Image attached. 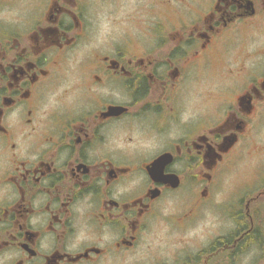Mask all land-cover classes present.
Listing matches in <instances>:
<instances>
[{"label":"flooded vegetation","instance_id":"flooded-vegetation-1","mask_svg":"<svg viewBox=\"0 0 264 264\" xmlns=\"http://www.w3.org/2000/svg\"><path fill=\"white\" fill-rule=\"evenodd\" d=\"M260 28L264 0H0V264L126 257L175 193L174 227L196 220L246 145L250 184L175 264H264Z\"/></svg>","mask_w":264,"mask_h":264},{"label":"rangeland","instance_id":"rangeland-1","mask_svg":"<svg viewBox=\"0 0 264 264\" xmlns=\"http://www.w3.org/2000/svg\"><path fill=\"white\" fill-rule=\"evenodd\" d=\"M250 42L264 47V28L254 31ZM257 120L250 142L255 141L264 148V111L258 114ZM249 146L246 145L243 151H235L220 166L210 204L196 220L180 229L174 227V218L186 211L190 202L187 194L175 193L169 199L171 201L162 202L157 215L151 217L142 240L128 251L126 257H115L100 264H175L180 252L207 243L208 235L218 234L224 225L220 207L225 205L229 209L235 206L237 192L250 184L257 161L263 159L261 152L258 155L250 152Z\"/></svg>","mask_w":264,"mask_h":264},{"label":"water","instance_id":"water-1","mask_svg":"<svg viewBox=\"0 0 264 264\" xmlns=\"http://www.w3.org/2000/svg\"><path fill=\"white\" fill-rule=\"evenodd\" d=\"M174 186H175V183H174Z\"/></svg>","mask_w":264,"mask_h":264}]
</instances>
